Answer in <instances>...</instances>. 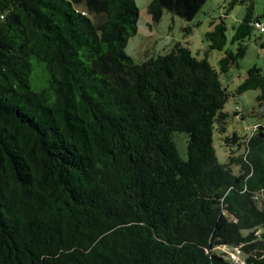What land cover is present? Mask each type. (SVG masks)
<instances>
[{
    "label": "trees",
    "instance_id": "obj_1",
    "mask_svg": "<svg viewBox=\"0 0 264 264\" xmlns=\"http://www.w3.org/2000/svg\"><path fill=\"white\" fill-rule=\"evenodd\" d=\"M134 2L0 0V264H264V69L232 91L220 78L263 25L253 0H229L246 9L235 51L224 19L210 21L219 70L180 41L134 62ZM204 2L151 0L147 13L191 20ZM251 89L263 122L226 134L221 163L222 107Z\"/></svg>",
    "mask_w": 264,
    "mask_h": 264
},
{
    "label": "rangeland",
    "instance_id": "obj_2",
    "mask_svg": "<svg viewBox=\"0 0 264 264\" xmlns=\"http://www.w3.org/2000/svg\"><path fill=\"white\" fill-rule=\"evenodd\" d=\"M138 11L136 19V32L127 38L124 45V52L128 54L134 62H141L148 57L166 52L171 46L180 41L188 47L196 58H207L208 61L219 70V59L225 54L224 50L210 48L205 33L212 30L213 24L210 21L218 22L220 18L224 19L226 26L225 48L235 51L237 43H232L231 38L234 35V27L242 20L245 14V4H236L228 8L229 0H205L198 13L191 20L181 18L163 9L162 16L157 21H152L147 13V6L151 0H134ZM252 11L254 15L260 16L264 26V0H253ZM246 46V52L238 59V65L220 74L224 84L228 85V90L232 91L243 79L245 71L252 66H259L264 69V32L253 27L250 36L243 39ZM258 90H244L241 93L229 97L223 105L222 110L227 112L225 133L214 132L213 146L216 151V157L219 162H227L228 148L224 144L225 135H231L236 132L239 135H248L256 122L262 123L257 107L256 96ZM236 108L239 113L236 114ZM240 115H243L241 118ZM186 132L174 131L171 138L175 142L178 155L186 158L187 152ZM234 171L237 170L233 167ZM216 251L229 257L232 249L218 246Z\"/></svg>",
    "mask_w": 264,
    "mask_h": 264
},
{
    "label": "built area",
    "instance_id": "obj_3",
    "mask_svg": "<svg viewBox=\"0 0 264 264\" xmlns=\"http://www.w3.org/2000/svg\"><path fill=\"white\" fill-rule=\"evenodd\" d=\"M256 26H258L260 30L263 29V25L260 24V23L256 24ZM255 126H256V124L253 125L252 129H254ZM223 246H224V245H223ZM224 247H226V246H224ZM228 248H229V247H228ZM230 249H231V248H230ZM232 250L235 251V252H233L232 254H230V255H229V258H230L231 260H234V261L240 260L239 257H238L239 250H238V249H232ZM240 263H242V261H241Z\"/></svg>",
    "mask_w": 264,
    "mask_h": 264
}]
</instances>
